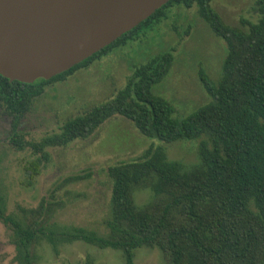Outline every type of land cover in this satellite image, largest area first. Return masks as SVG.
<instances>
[{"label":"trees","instance_id":"trees-1","mask_svg":"<svg viewBox=\"0 0 264 264\" xmlns=\"http://www.w3.org/2000/svg\"><path fill=\"white\" fill-rule=\"evenodd\" d=\"M176 6L196 8L226 44L220 78L214 82L203 73L199 76L209 103L176 118L174 107L152 92L170 69L172 55L167 53L136 67L114 99L66 120L60 132L39 142L25 139L19 127L50 85L87 67L114 46L125 45L142 26L167 18L168 9ZM253 9L259 19L247 22L244 30L226 24L212 0H170L109 46L49 80L22 83L0 75V116L11 122L9 144L40 153L26 167L32 177L39 173L41 159L49 160L47 147L85 139L116 114L131 120L148 138L196 143L198 163L189 168L168 159L161 145L148 148L137 159L109 166L108 235L75 228L65 237L121 250L127 264H133L134 251L141 247L159 248L167 264H264V0H255ZM140 189L153 193L143 206L134 200ZM41 209H46L44 203ZM26 214L24 218L9 214L0 196V221L17 238V264H34L30 249L42 232V225Z\"/></svg>","mask_w":264,"mask_h":264},{"label":"rangeland","instance_id":"rangeland-1","mask_svg":"<svg viewBox=\"0 0 264 264\" xmlns=\"http://www.w3.org/2000/svg\"><path fill=\"white\" fill-rule=\"evenodd\" d=\"M254 1L212 0V6L226 24L245 30L247 22L259 19ZM166 17L142 26L125 45L114 46L87 67L50 85L19 127L25 139L39 142L60 132L66 120L114 99L136 67L167 53L172 55L170 69L152 92L174 107L176 118H185L209 103L211 98L199 76L203 73L214 82L220 78L226 44L196 8L171 7ZM10 123L7 117L0 116V196L9 214L24 218L27 213L42 225L30 249L34 264H127L121 250L101 248L82 239L70 241L64 235H70L75 228L108 235L106 221L111 217L112 194L107 177L109 166L137 159L148 148L160 145L170 160L187 168L198 163L194 141L166 143L148 138L131 120L116 114L85 139H76L65 147H47L49 160L41 159L39 173L32 177L26 167L40 153L36 155L30 147L18 150L10 145ZM152 198L149 189L137 190L134 195L138 206ZM37 211L45 215L39 216ZM14 235V230L0 221V264L18 263ZM134 252L133 264H167L157 247H141Z\"/></svg>","mask_w":264,"mask_h":264},{"label":"water","instance_id":"water-1","mask_svg":"<svg viewBox=\"0 0 264 264\" xmlns=\"http://www.w3.org/2000/svg\"><path fill=\"white\" fill-rule=\"evenodd\" d=\"M170 0H0V75L49 80L109 46Z\"/></svg>","mask_w":264,"mask_h":264}]
</instances>
